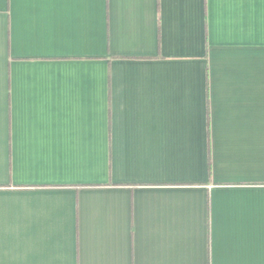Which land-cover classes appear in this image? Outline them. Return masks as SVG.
<instances>
[{
	"label": "crops",
	"instance_id": "crops-1",
	"mask_svg": "<svg viewBox=\"0 0 264 264\" xmlns=\"http://www.w3.org/2000/svg\"><path fill=\"white\" fill-rule=\"evenodd\" d=\"M0 264H264V0H0Z\"/></svg>",
	"mask_w": 264,
	"mask_h": 264
},
{
	"label": "clouds",
	"instance_id": "clouds-1",
	"mask_svg": "<svg viewBox=\"0 0 264 264\" xmlns=\"http://www.w3.org/2000/svg\"><path fill=\"white\" fill-rule=\"evenodd\" d=\"M53 6H55V5H51V4H48V5H43V7H53ZM227 7L228 8H232V7H239V5H235V6H233V5H227Z\"/></svg>",
	"mask_w": 264,
	"mask_h": 264
}]
</instances>
